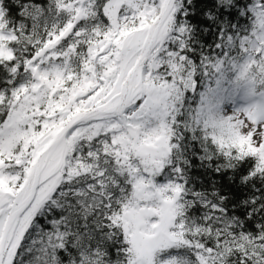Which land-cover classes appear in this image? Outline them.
I'll return each mask as SVG.
<instances>
[{
    "label": "snow or ice",
    "instance_id": "6c2138e0",
    "mask_svg": "<svg viewBox=\"0 0 264 264\" xmlns=\"http://www.w3.org/2000/svg\"><path fill=\"white\" fill-rule=\"evenodd\" d=\"M0 264H264V0H0Z\"/></svg>",
    "mask_w": 264,
    "mask_h": 264
}]
</instances>
